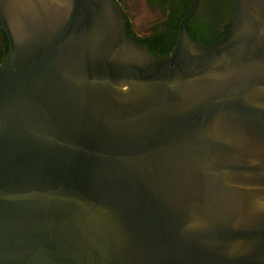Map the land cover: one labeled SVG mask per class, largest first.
I'll return each instance as SVG.
<instances>
[{"label":"water","instance_id":"obj_1","mask_svg":"<svg viewBox=\"0 0 264 264\" xmlns=\"http://www.w3.org/2000/svg\"><path fill=\"white\" fill-rule=\"evenodd\" d=\"M116 0H0V264H264V0L201 45Z\"/></svg>","mask_w":264,"mask_h":264},{"label":"flooded vegetation","instance_id":"obj_2","mask_svg":"<svg viewBox=\"0 0 264 264\" xmlns=\"http://www.w3.org/2000/svg\"><path fill=\"white\" fill-rule=\"evenodd\" d=\"M116 1L123 12L125 19L127 20L126 25H129L131 27L133 34L143 38L151 37L154 34L155 29L162 33H165L166 27L164 25V22L168 15L167 12H169V10H176L183 6L182 0ZM213 1L214 0H198L197 7L192 16L196 17V21L197 19L200 21H204V19L206 20V18H209L210 22L207 24V29L205 30L206 33L217 32L221 34L224 32L225 27L228 25V11L226 6L223 5L220 0H218L216 4H213ZM190 3L188 4L189 6ZM133 5H136L135 10L133 9ZM163 7H168L169 10H166L164 12ZM135 12L138 13L137 18L134 16ZM137 19L139 21H137Z\"/></svg>","mask_w":264,"mask_h":264},{"label":"trees","instance_id":"obj_3","mask_svg":"<svg viewBox=\"0 0 264 264\" xmlns=\"http://www.w3.org/2000/svg\"><path fill=\"white\" fill-rule=\"evenodd\" d=\"M191 0H182L183 6L176 10H169L168 7L164 8L163 11L165 12L166 10L169 12L167 15V18L164 22V25L166 27V32L162 33L155 29L154 34L149 37V38H143L136 36L133 34L132 29L129 25H126V32L127 36L132 38L136 44L140 46H145L148 48V51L151 52L153 55L156 56H168L171 51L173 46L175 45L177 41V35H178V26L179 23L184 16L186 10L188 9V4L190 3ZM218 0H214L213 4L217 3ZM220 2L226 6L227 11H228V25L225 27V30L223 33H217V32H212V33H206L207 29V24L210 22L209 18L204 19V21H200L197 19L195 20L196 17L192 16L187 24L186 28L191 36V38L196 41L197 43H201V45H206L208 43H211L218 39L221 35H223L229 28V25L231 23V18H232V3L231 0H220ZM8 49V42L6 39V36L4 32L2 31L0 27V63L3 62L5 55L7 53Z\"/></svg>","mask_w":264,"mask_h":264},{"label":"rangeland","instance_id":"obj_4","mask_svg":"<svg viewBox=\"0 0 264 264\" xmlns=\"http://www.w3.org/2000/svg\"><path fill=\"white\" fill-rule=\"evenodd\" d=\"M133 9L135 10L136 9V5H133ZM134 16L137 18L138 17V13H134ZM136 20V19H135ZM137 21H139L138 19H137Z\"/></svg>","mask_w":264,"mask_h":264}]
</instances>
